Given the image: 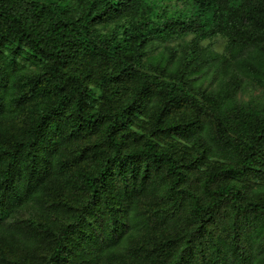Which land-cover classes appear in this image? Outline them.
Returning <instances> with one entry per match:
<instances>
[{
    "label": "trees",
    "instance_id": "obj_1",
    "mask_svg": "<svg viewBox=\"0 0 264 264\" xmlns=\"http://www.w3.org/2000/svg\"><path fill=\"white\" fill-rule=\"evenodd\" d=\"M0 264H264V0H0Z\"/></svg>",
    "mask_w": 264,
    "mask_h": 264
},
{
    "label": "rangeland",
    "instance_id": "obj_2",
    "mask_svg": "<svg viewBox=\"0 0 264 264\" xmlns=\"http://www.w3.org/2000/svg\"><path fill=\"white\" fill-rule=\"evenodd\" d=\"M219 48V47H218ZM221 48V47H220ZM156 53V52H155ZM245 100H248L247 96L244 98Z\"/></svg>",
    "mask_w": 264,
    "mask_h": 264
}]
</instances>
